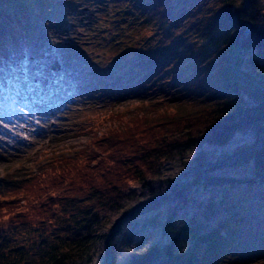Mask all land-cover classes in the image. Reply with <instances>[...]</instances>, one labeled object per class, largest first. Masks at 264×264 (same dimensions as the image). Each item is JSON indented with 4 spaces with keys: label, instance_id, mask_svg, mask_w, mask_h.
<instances>
[{
    "label": "trees",
    "instance_id": "1",
    "mask_svg": "<svg viewBox=\"0 0 264 264\" xmlns=\"http://www.w3.org/2000/svg\"><path fill=\"white\" fill-rule=\"evenodd\" d=\"M54 1L0 0V51ZM88 1L98 90L163 113L0 174V264H264V0Z\"/></svg>",
    "mask_w": 264,
    "mask_h": 264
},
{
    "label": "rangeland",
    "instance_id": "2",
    "mask_svg": "<svg viewBox=\"0 0 264 264\" xmlns=\"http://www.w3.org/2000/svg\"><path fill=\"white\" fill-rule=\"evenodd\" d=\"M86 5L95 9L93 15L83 12ZM49 7L30 10L29 17L23 14L14 21L21 27L17 32L21 35L27 32L30 42L19 53L8 48L11 50L8 55L14 62L24 61V67H30L33 76L21 77L20 90L13 97H7L6 104L12 114L7 110L0 112V122L8 125L5 134L0 136L1 175L20 167L36 170L50 157L72 155L79 147L90 146L94 134L102 136L111 123L132 119L137 111L141 116L163 113L150 108V98L139 99L134 93L124 94L116 101L97 95V81L104 77V72L92 65L98 61L106 65L110 61L93 59L103 52L97 49L104 45L103 35H106L99 33L101 22L95 28L91 26L94 18L96 22L103 19L100 4L59 0ZM7 39L8 34L3 41ZM11 40L19 44L25 37L20 41ZM56 59L59 64L54 70L52 65ZM16 68L12 63L10 67H3L9 82ZM109 113L117 114L110 122L106 121Z\"/></svg>",
    "mask_w": 264,
    "mask_h": 264
},
{
    "label": "water",
    "instance_id": "3",
    "mask_svg": "<svg viewBox=\"0 0 264 264\" xmlns=\"http://www.w3.org/2000/svg\"><path fill=\"white\" fill-rule=\"evenodd\" d=\"M249 4V0H245V3H244V6H243V8H245L247 5ZM238 12L239 11H237L236 13H235V18L237 19V15H238ZM240 24H244V25H246V29H245V31L241 34V36H240V39H239V43H238V46H237V48H236V52H235V55H234V61L237 59V55H238V52H239V48H240V44H241V40H242V38L250 31V28H251V24H250V22L249 21H245V22H243V21H241L240 23H239V25ZM237 155V154H236ZM236 155H233L232 156V158L234 157V156H236ZM229 160V159H228ZM199 168H201V166H199L198 167V169ZM197 169H195L194 171H191V172H189L188 173V175H187V178L189 179L190 177H191V175L196 171ZM120 220V219H119ZM118 220V221H119ZM118 221L114 224V226L112 227V229H111V231L112 230H114L115 228H116V226L118 225ZM108 241H109V239H107ZM106 264H112V254H111V245L110 244H108V246H107V260H106Z\"/></svg>",
    "mask_w": 264,
    "mask_h": 264
},
{
    "label": "snow or ice",
    "instance_id": "4",
    "mask_svg": "<svg viewBox=\"0 0 264 264\" xmlns=\"http://www.w3.org/2000/svg\"><path fill=\"white\" fill-rule=\"evenodd\" d=\"M134 186H135V185H134ZM107 227H108V228H111V227H112V224L109 223V224L107 225Z\"/></svg>",
    "mask_w": 264,
    "mask_h": 264
}]
</instances>
